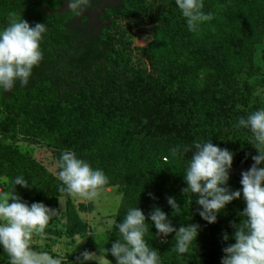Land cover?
<instances>
[{"label":"trees","instance_id":"1","mask_svg":"<svg viewBox=\"0 0 264 264\" xmlns=\"http://www.w3.org/2000/svg\"><path fill=\"white\" fill-rule=\"evenodd\" d=\"M29 1L18 0L15 6L22 19L23 8ZM63 1L47 0L46 4L50 10L57 11ZM102 1L91 0L85 12L61 29L56 28L51 38L45 37L41 43L44 58L51 59L55 54V79L53 69L49 71L43 60L33 69L27 87L17 83L12 92H3L0 176L6 178L8 191L12 190V181L22 176L29 187L15 185L14 194L29 206L38 202L53 209L58 197L67 195L59 192L62 186L59 177L55 178L12 145L5 146L3 141H15L17 135L28 141H43L55 150L58 162L64 151L74 152L94 170L105 173L109 182L104 188L133 182L122 192L106 252L97 254L116 264L110 252L112 243L122 238L116 225L123 222L130 208L137 207L146 217L149 232L145 239L149 247L158 250L160 264H185L186 261L221 264L224 254L217 241L216 224L200 217L202 209L196 203L197 195L182 191L187 184L181 191L172 187L158 157L164 158L163 161L176 159L186 172L192 153L173 157L171 149L210 140L234 154L227 187L230 191L242 189L241 172L247 171L254 163L252 157L259 154L251 145L254 139L250 129L237 125L240 118L246 119L258 110L247 76L254 69L253 48L264 36V0H202V11L211 13L213 19L201 23L195 32L189 30L187 19L175 0H168L169 15L157 16L166 50H183L187 61L180 67L170 65L167 70L155 63L156 70L151 73L125 70L117 65V55L108 46L109 41L99 43L101 30L89 14ZM148 5L144 0H119L118 6L104 9L110 16L127 17L143 15ZM8 11L5 0H0V30L8 26ZM29 11L27 15L32 16ZM30 16V25L39 23ZM99 63L106 66L101 74L93 69ZM62 87L70 91L67 97L57 96ZM168 197L174 198L181 207L179 213H173ZM71 206L66 201V210L70 211L68 220L72 217L79 223ZM245 207L241 194L221 209L231 227L243 225ZM154 208H160L177 229L199 225L196 240L187 254L175 251L176 239L172 234L163 241L157 236L155 225L150 221ZM231 244L234 243L228 242L227 246ZM33 248L42 252L36 246ZM85 248L94 251L90 246ZM0 264H9L2 245Z\"/></svg>","mask_w":264,"mask_h":264},{"label":"clouds","instance_id":"2","mask_svg":"<svg viewBox=\"0 0 264 264\" xmlns=\"http://www.w3.org/2000/svg\"><path fill=\"white\" fill-rule=\"evenodd\" d=\"M175 3L187 19L190 31H198L201 23L213 19L211 13L202 11V0H175ZM66 4L68 10L79 16L90 7L91 0H66ZM47 33L48 27L44 23L32 26L21 16L10 15L8 26L0 30V90L12 92L17 83L21 87L29 85L33 69L44 60L41 43ZM237 127L250 129L254 139L251 145L259 153L252 157V166L241 172V190L230 191L227 187L234 155L228 149L208 140L194 142L183 149L175 147L171 153L173 157L192 153L183 176L187 187L182 191L197 195L196 203L202 209L199 215L209 224L217 221V214L227 204L239 199L241 194L243 196L246 207L242 213L246 220L240 227L232 225L236 229L235 243L223 248L221 264H264V167H257L264 164V109L251 113L246 119L240 118ZM58 167L62 182L59 192L84 201L97 199L109 182L102 170H94L71 151L61 154ZM12 184L11 191L0 189V245L9 257V264H62L60 258L33 248L34 238L38 237L40 241L47 238L45 230L58 212L43 203L29 206L22 202L20 196L14 194L15 185L29 187L22 176L16 177ZM149 196L155 199L151 193ZM167 203L173 213L180 212L181 207L174 198L168 197ZM150 221L155 225L157 236L167 237L175 232V251L182 255L189 252L198 235L199 225L181 226L177 230L160 208H154L150 213ZM116 227L122 237L116 239L110 249L116 264H160L158 250L149 247L145 239L149 227L139 208H130L123 222ZM228 239L225 233L223 240ZM78 259L83 264V261H96L97 256L85 250Z\"/></svg>","mask_w":264,"mask_h":264},{"label":"rangeland","instance_id":"3","mask_svg":"<svg viewBox=\"0 0 264 264\" xmlns=\"http://www.w3.org/2000/svg\"><path fill=\"white\" fill-rule=\"evenodd\" d=\"M144 1L149 5L143 15L110 16L104 8L118 6L119 0H103L99 8L90 12L89 17L96 22L101 30L99 43L109 41L108 46L117 55V65L123 66L127 71L151 73L156 70L155 63L165 70L170 65L180 67L186 64V55L183 50H166V39L162 37L161 26L157 19L158 15H169L171 3L168 0ZM74 17L76 15L68 10L66 5L56 16H50L47 19L56 22L55 27L61 29ZM253 66L254 69L247 76V80L252 87L257 108L261 110L264 109V36L261 42L253 48ZM105 67V63H99L93 69L97 74H101ZM68 93L70 91L66 87H62L58 90L57 96L64 98L68 96ZM2 95L3 91L0 90V100ZM3 144L5 146L12 145L22 155L42 165L55 178L58 177L59 167L54 155L55 150L46 146L43 141H28L17 135L15 141L5 140ZM163 159L158 157L161 169L170 177L172 187L176 191H181L186 185L183 177L186 174L184 167L172 157L166 158V161ZM123 166H125L124 162ZM6 182V178L1 175L0 189L8 191ZM132 184V181H128L106 187L94 201H84L79 197L74 198L68 195L58 197L56 207L53 208L58 214L45 230L47 238L43 241H40L38 237L34 238L33 246L42 252H48L54 258H60L63 264H81L78 257L85 250L88 251L85 246H90L94 249L92 253L97 256V259L96 261H83V264H108V260L100 254L106 252L122 192L127 185ZM66 201L72 204L71 210L79 223H76L72 217H69L70 221L68 220L70 211L66 210ZM171 224L177 229L174 223ZM215 224L220 248H225L228 242L235 243L234 232L236 229L227 223L225 211L221 210L217 214ZM225 233L229 237L227 241L223 240ZM170 234L175 237V232ZM82 240L83 242L80 243ZM222 254L224 253L222 252ZM185 264H190V262L186 261Z\"/></svg>","mask_w":264,"mask_h":264},{"label":"flooded vegetation","instance_id":"4","mask_svg":"<svg viewBox=\"0 0 264 264\" xmlns=\"http://www.w3.org/2000/svg\"><path fill=\"white\" fill-rule=\"evenodd\" d=\"M46 1L47 0H43V1L30 0L27 3V5L23 8V19L26 20L27 22L29 21V16L30 15L29 16L27 15V9H29L30 10L29 14H32V16H30L31 20H34V19L37 18L39 23H44L48 27V33L45 35V37L49 40L51 38V32L52 31L56 32V27H55L56 22H51L47 18L50 17V16H56V14L59 13L63 9V7L66 6L67 4H66V1L64 0L62 2V5H61L60 9L56 11V9L50 10L47 7ZM5 2H6V6L9 9V11H8L9 17H10V15L20 16L17 7H15V6H17L18 0H5ZM96 9H94L93 11H95ZM34 12L37 13V17H35L36 13H35V15L33 14ZM43 42H45V40H43ZM53 57H54V59H53V61H51ZM52 58L50 59L48 57H45L44 58V61H45L44 66L46 68H49L48 69L49 71H52V69H53L54 72H53L52 76L55 79L56 78V58H55V54L52 56Z\"/></svg>","mask_w":264,"mask_h":264},{"label":"built area","instance_id":"5","mask_svg":"<svg viewBox=\"0 0 264 264\" xmlns=\"http://www.w3.org/2000/svg\"><path fill=\"white\" fill-rule=\"evenodd\" d=\"M164 238H165V237H163V236H160V240H161V241H163V239H164Z\"/></svg>","mask_w":264,"mask_h":264}]
</instances>
